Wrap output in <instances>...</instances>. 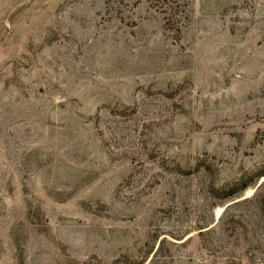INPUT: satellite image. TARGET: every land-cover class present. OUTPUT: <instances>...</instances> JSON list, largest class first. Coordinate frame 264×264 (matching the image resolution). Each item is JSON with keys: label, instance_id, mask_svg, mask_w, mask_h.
<instances>
[{"label": "rangeland", "instance_id": "374dc122", "mask_svg": "<svg viewBox=\"0 0 264 264\" xmlns=\"http://www.w3.org/2000/svg\"><path fill=\"white\" fill-rule=\"evenodd\" d=\"M0 264H264V0H0Z\"/></svg>", "mask_w": 264, "mask_h": 264}, {"label": "trees", "instance_id": "16d2710c", "mask_svg": "<svg viewBox=\"0 0 264 264\" xmlns=\"http://www.w3.org/2000/svg\"><path fill=\"white\" fill-rule=\"evenodd\" d=\"M246 186H247V185H244V187H246ZM244 187H243V188H244ZM233 194H234V193H233ZM231 195H232V194H231ZM231 195H230V196H231Z\"/></svg>", "mask_w": 264, "mask_h": 264}]
</instances>
